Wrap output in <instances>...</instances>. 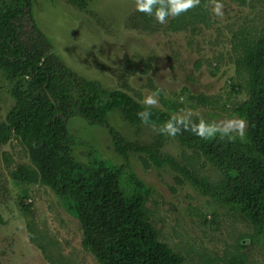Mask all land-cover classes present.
<instances>
[{
    "label": "rangeland",
    "instance_id": "374dc122",
    "mask_svg": "<svg viewBox=\"0 0 264 264\" xmlns=\"http://www.w3.org/2000/svg\"><path fill=\"white\" fill-rule=\"evenodd\" d=\"M220 3L222 16L212 14L214 3L209 0L208 22L188 21L177 32L167 29L172 17L164 24L157 23L153 32L132 27L134 0H88L85 10L65 0H32L31 10L52 52L78 77L97 81L108 91L127 92L139 103L156 94L158 103L146 106L183 116L186 121L199 117L219 124L232 118L222 110L224 102L232 106L246 98L244 93L231 92L232 81L237 82L232 63L234 34L255 24L261 27L264 22L261 14L264 0H220ZM25 30L29 31V24ZM145 69L147 73L142 74ZM183 87L188 92L180 97ZM8 88L0 71V123L13 105ZM198 94L214 105L170 110L168 103L164 105L161 101L178 98L184 102L185 97ZM211 114L217 116L211 119ZM107 124L123 146H151L160 139V151L178 167L191 172L188 161L194 159L198 176L208 181L218 178L202 156L165 135L160 138L155 127L130 125L117 110L108 115ZM67 127L74 141L71 146L76 160L86 163L87 154L94 152L107 163L124 166L123 188L131 190L134 187L131 181L137 180L149 190L145 208L160 241L184 256L187 264H228L239 257L246 264H264V235L256 242L244 238L254 233L250 223L201 195L179 171L169 166L145 169L140 160L144 155L132 149L125 156L120 155L103 126L73 117ZM21 164L29 161L17 140L13 138L0 146V264H96L81 247L77 221L57 206L47 188L19 187L13 183L10 172ZM20 202L32 205L30 216L25 215ZM240 240L241 248L237 245Z\"/></svg>",
    "mask_w": 264,
    "mask_h": 264
},
{
    "label": "trees",
    "instance_id": "16d2710c",
    "mask_svg": "<svg viewBox=\"0 0 264 264\" xmlns=\"http://www.w3.org/2000/svg\"><path fill=\"white\" fill-rule=\"evenodd\" d=\"M65 1L79 10L88 7V0ZM208 2L200 0L195 8L172 17L167 29L177 32L188 21L208 22ZM31 8L32 0H0V71L13 100L0 123V146L14 138L26 151L29 161L10 172L13 183L19 187L47 188L57 206L77 221L81 247L96 264H187L184 256L160 241L145 208L149 190L137 180L131 181L134 186L131 190L123 188V165L107 163L94 152L87 154L86 163L73 157L74 141L67 123L77 117L105 127L120 155L125 156L129 149L141 152L145 169L169 166L179 171L201 195L247 220L254 233L244 238L258 241L264 235V22L261 27L255 24L234 34L232 63L237 82L232 81L231 92L244 93L246 98L232 106L224 102L222 110L232 118L244 119L246 128L244 141L238 136L229 141L219 136L202 139L183 129L175 137L160 133L158 128L172 114L143 105L127 92L108 91L99 82L72 73L51 52L48 39L33 20ZM261 14L264 20V10ZM131 22L132 27L144 32H153L158 27L153 17L136 10ZM27 24L29 31L25 32ZM214 70L218 67L214 66ZM141 73H147V69ZM187 92L188 88L183 87L179 96ZM161 101L164 105L168 103L170 110L214 105L202 94L189 95L184 102L178 98ZM145 109L151 113L148 123H142L137 116ZM114 110L130 125L155 127L160 138L165 135L196 156H202L218 178L208 181L198 176L194 159L188 161L191 172L178 167L160 151V139L151 146H123L107 124L108 115ZM215 116L211 114L209 118ZM200 120L198 117L188 122ZM31 206L20 202L27 216L32 214ZM29 223L32 235V221ZM241 242L238 241L239 248L243 246ZM228 264L246 262L239 257L232 258Z\"/></svg>",
    "mask_w": 264,
    "mask_h": 264
},
{
    "label": "clouds",
    "instance_id": "9594fccd",
    "mask_svg": "<svg viewBox=\"0 0 264 264\" xmlns=\"http://www.w3.org/2000/svg\"><path fill=\"white\" fill-rule=\"evenodd\" d=\"M200 0H134L135 10L153 17L159 24H164L168 17H177L189 9L195 8ZM214 6L211 11L215 16H222L223 5L220 0H213ZM144 105L152 106L158 103L156 94L148 95L140 101ZM151 113L145 109L138 112L137 116L142 123H148ZM246 121L241 118H230L217 123H208L203 119L198 123L189 124L183 116L173 115L158 128L160 133L175 137L181 130H190L202 139L219 136L220 139L227 138L229 141L238 136L241 141L245 140ZM235 133V135H233Z\"/></svg>",
    "mask_w": 264,
    "mask_h": 264
},
{
    "label": "flooded vegetation",
    "instance_id": "af4514ba",
    "mask_svg": "<svg viewBox=\"0 0 264 264\" xmlns=\"http://www.w3.org/2000/svg\"><path fill=\"white\" fill-rule=\"evenodd\" d=\"M50 46H51V44H50ZM52 47V46H51ZM51 47H50V49H51ZM51 52H52V50H51ZM53 53V52H52ZM54 54V53H53ZM55 55V54H54ZM56 56V55H55ZM57 57V56H56Z\"/></svg>",
    "mask_w": 264,
    "mask_h": 264
}]
</instances>
